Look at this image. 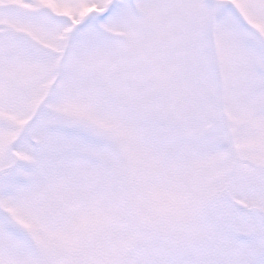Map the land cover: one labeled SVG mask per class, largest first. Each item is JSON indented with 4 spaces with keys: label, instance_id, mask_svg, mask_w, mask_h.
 <instances>
[{
    "label": "snow or ice",
    "instance_id": "6c2138e0",
    "mask_svg": "<svg viewBox=\"0 0 264 264\" xmlns=\"http://www.w3.org/2000/svg\"><path fill=\"white\" fill-rule=\"evenodd\" d=\"M0 264H264V0H0Z\"/></svg>",
    "mask_w": 264,
    "mask_h": 264
}]
</instances>
